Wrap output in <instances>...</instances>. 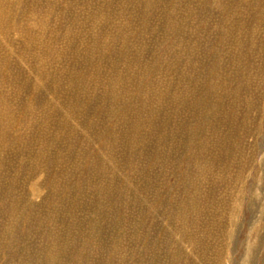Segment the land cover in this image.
<instances>
[{
    "label": "rangeland",
    "instance_id": "374dc122",
    "mask_svg": "<svg viewBox=\"0 0 264 264\" xmlns=\"http://www.w3.org/2000/svg\"><path fill=\"white\" fill-rule=\"evenodd\" d=\"M2 12L0 264H264V0Z\"/></svg>",
    "mask_w": 264,
    "mask_h": 264
},
{
    "label": "bare ground",
    "instance_id": "6f19581e",
    "mask_svg": "<svg viewBox=\"0 0 264 264\" xmlns=\"http://www.w3.org/2000/svg\"><path fill=\"white\" fill-rule=\"evenodd\" d=\"M4 4V0H0V20H3V12H2V6ZM9 102V101H8ZM49 255V254H48Z\"/></svg>",
    "mask_w": 264,
    "mask_h": 264
}]
</instances>
